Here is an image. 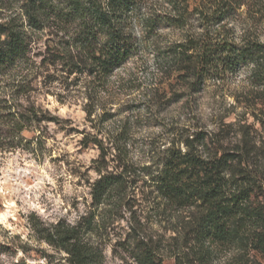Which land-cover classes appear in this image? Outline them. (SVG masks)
Listing matches in <instances>:
<instances>
[{
    "label": "rangeland",
    "instance_id": "374dc122",
    "mask_svg": "<svg viewBox=\"0 0 264 264\" xmlns=\"http://www.w3.org/2000/svg\"><path fill=\"white\" fill-rule=\"evenodd\" d=\"M25 2L0 0L1 39ZM140 2L137 50L106 79L53 59L48 27L28 62L0 77V97L34 115L22 146L0 151V264H77L66 235L97 264H264L251 233L201 242L202 207L174 203L155 182L173 149L193 145L203 157L228 155L231 189L249 188L264 209V84L254 65L199 79L187 70L194 51L173 49L207 37L264 43V0ZM110 172L124 182L98 202L94 184Z\"/></svg>",
    "mask_w": 264,
    "mask_h": 264
},
{
    "label": "trees",
    "instance_id": "16d2710c",
    "mask_svg": "<svg viewBox=\"0 0 264 264\" xmlns=\"http://www.w3.org/2000/svg\"><path fill=\"white\" fill-rule=\"evenodd\" d=\"M140 1L26 0L20 17L16 16L2 29L6 37L0 38V77L28 62L36 33L48 27L58 37L55 47L48 51L53 59L61 60L71 71L87 69L106 79L137 50V36L130 29ZM153 21L148 19L149 23ZM173 49L179 56L194 51L187 70L191 69L199 79L211 69L237 71L244 64H253V75L264 84L261 41L192 38ZM33 116L13 110L9 100L0 97V151L22 146L25 139L22 133ZM101 149L104 150L102 144ZM230 166L231 158L226 154L219 158L203 157L193 145L185 152L173 149L155 182L161 193L174 203L202 207L197 225L201 242H231L251 233L256 248L264 253V209L251 205L249 188L231 189ZM123 182L121 174L102 175L94 184L95 199L100 202L105 193ZM62 239L66 241L67 251L77 256V264H97L91 247L80 237L66 235ZM149 261V264H163L154 258Z\"/></svg>",
    "mask_w": 264,
    "mask_h": 264
},
{
    "label": "bare ground",
    "instance_id": "6f19581e",
    "mask_svg": "<svg viewBox=\"0 0 264 264\" xmlns=\"http://www.w3.org/2000/svg\"><path fill=\"white\" fill-rule=\"evenodd\" d=\"M0 218H1L2 220H5V219L7 218V213H6V212L2 213V214L0 215Z\"/></svg>",
    "mask_w": 264,
    "mask_h": 264
}]
</instances>
